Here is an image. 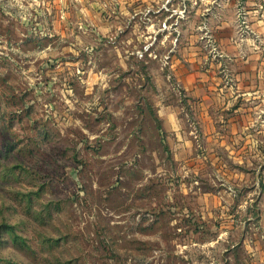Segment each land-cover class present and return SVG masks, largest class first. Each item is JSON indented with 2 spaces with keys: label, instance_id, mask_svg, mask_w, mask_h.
<instances>
[{
  "label": "rangeland",
  "instance_id": "374dc122",
  "mask_svg": "<svg viewBox=\"0 0 264 264\" xmlns=\"http://www.w3.org/2000/svg\"><path fill=\"white\" fill-rule=\"evenodd\" d=\"M142 3L0 0V264L264 260V136L216 138L191 103L183 139L156 119L251 27L214 0Z\"/></svg>",
  "mask_w": 264,
  "mask_h": 264
},
{
  "label": "crops",
  "instance_id": "0c3cea01",
  "mask_svg": "<svg viewBox=\"0 0 264 264\" xmlns=\"http://www.w3.org/2000/svg\"><path fill=\"white\" fill-rule=\"evenodd\" d=\"M77 1L82 9H118L120 13H126L131 5L140 8L144 4L142 2L148 3V6L158 3V0ZM214 2L215 9L227 8L241 12L243 20H246L252 31L241 35L231 34V47L217 51L215 55L218 60L214 63L212 86L205 79L199 78L200 74L197 81L185 80L182 95L188 99L182 98L179 103L166 99V105L158 109L157 117L164 132H169L177 140L183 139L187 114L183 111L185 105L191 103L190 108L197 109V118L203 121L204 130H209L216 138L235 136L238 133L260 138L264 136V0ZM250 147L254 146L250 144ZM219 193L221 201L233 197L231 192L228 195L222 191ZM257 210L264 227V191L257 198ZM254 261V264H264V260ZM229 264L235 263L230 260Z\"/></svg>",
  "mask_w": 264,
  "mask_h": 264
},
{
  "label": "trees",
  "instance_id": "16d2710c",
  "mask_svg": "<svg viewBox=\"0 0 264 264\" xmlns=\"http://www.w3.org/2000/svg\"><path fill=\"white\" fill-rule=\"evenodd\" d=\"M156 119H157V121L159 120L157 116H156ZM160 130H162V126L160 127Z\"/></svg>",
  "mask_w": 264,
  "mask_h": 264
},
{
  "label": "built area",
  "instance_id": "2783aa9c",
  "mask_svg": "<svg viewBox=\"0 0 264 264\" xmlns=\"http://www.w3.org/2000/svg\"><path fill=\"white\" fill-rule=\"evenodd\" d=\"M244 22H246V20H244Z\"/></svg>",
  "mask_w": 264,
  "mask_h": 264
}]
</instances>
